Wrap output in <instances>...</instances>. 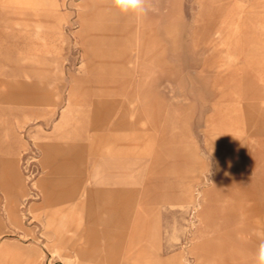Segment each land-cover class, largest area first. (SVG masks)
I'll return each mask as SVG.
<instances>
[{"label": "rangeland", "instance_id": "obj_1", "mask_svg": "<svg viewBox=\"0 0 264 264\" xmlns=\"http://www.w3.org/2000/svg\"><path fill=\"white\" fill-rule=\"evenodd\" d=\"M148 7L0 0V264H253L264 0ZM38 143L60 153L54 179Z\"/></svg>", "mask_w": 264, "mask_h": 264}, {"label": "crops", "instance_id": "obj_2", "mask_svg": "<svg viewBox=\"0 0 264 264\" xmlns=\"http://www.w3.org/2000/svg\"><path fill=\"white\" fill-rule=\"evenodd\" d=\"M38 146L40 147L43 157L41 160V164H42V168L43 169H49L51 170V174L50 176H52V178L54 179L55 176H57V168H55V164H56V160H57V156L60 154L56 148V146L53 143H38ZM25 147L24 143H19L17 145V148H14L12 146H9V149L13 151L18 152L19 149ZM73 158V170L71 171L72 175L74 176V178L77 180V177L79 176V173L81 171H85L86 169H88L89 164H90V159L87 156V154L84 155L82 153L80 154H75L74 156H72ZM55 168V169H53ZM47 180H41L38 184H37V188L41 191V193L43 194V198L44 200H47L49 198H51L52 195V187L50 188V185L48 183H46ZM55 188V186L53 185V189ZM115 189H111L108 190V195H107V199L109 201H111L114 198V194L113 191ZM78 258L81 259V261H86L87 259H91L92 257L90 256L89 252L87 250H79L78 251ZM79 264H83V262H80Z\"/></svg>", "mask_w": 264, "mask_h": 264}, {"label": "clouds", "instance_id": "obj_3", "mask_svg": "<svg viewBox=\"0 0 264 264\" xmlns=\"http://www.w3.org/2000/svg\"><path fill=\"white\" fill-rule=\"evenodd\" d=\"M111 5L119 14L136 19L147 16L148 0H111ZM253 264H264V238L260 239L254 253Z\"/></svg>", "mask_w": 264, "mask_h": 264}]
</instances>
